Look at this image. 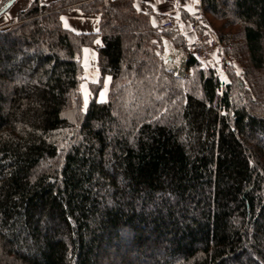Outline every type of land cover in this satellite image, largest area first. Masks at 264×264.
Instances as JSON below:
<instances>
[{"label":"trees","instance_id":"obj_1","mask_svg":"<svg viewBox=\"0 0 264 264\" xmlns=\"http://www.w3.org/2000/svg\"><path fill=\"white\" fill-rule=\"evenodd\" d=\"M86 1L0 27V264H264V0H200L241 66L227 85L188 51L176 72L162 38H186L133 0ZM76 4L97 35L62 27Z\"/></svg>","mask_w":264,"mask_h":264},{"label":"crops","instance_id":"obj_2","mask_svg":"<svg viewBox=\"0 0 264 264\" xmlns=\"http://www.w3.org/2000/svg\"><path fill=\"white\" fill-rule=\"evenodd\" d=\"M6 0H0V4ZM34 0H15L10 9L4 12L0 16V27H6L15 22L16 16L19 12L24 11ZM44 3L52 2L56 0H39ZM93 0H88L90 2ZM200 3V0H133L134 10L143 15L149 17L152 26H156L163 21H172L177 28V35L186 32L189 23L192 21V15L194 13L195 6ZM79 4L69 7L67 10L61 13L60 22L62 27L67 31L75 35H97L99 31L100 18L96 14L83 13L78 7ZM63 17V19H61ZM7 19V20H6ZM202 26L204 27V16L202 14ZM67 25V27H66ZM174 34V37H176ZM183 36V35H181ZM184 37V36H183ZM166 39L167 44L174 48L176 51V45L173 44L175 38L163 37ZM99 41V43H97ZM101 46L99 38H96L91 46H84L81 49V63L85 70L87 78L91 80L98 79L97 69V50ZM87 50V51H85ZM176 54V52H175ZM176 59V58H174ZM170 63V62H169ZM92 77V78H91ZM110 78L105 77L104 83H109ZM99 100H104L105 97L99 93Z\"/></svg>","mask_w":264,"mask_h":264},{"label":"rangeland","instance_id":"obj_3","mask_svg":"<svg viewBox=\"0 0 264 264\" xmlns=\"http://www.w3.org/2000/svg\"><path fill=\"white\" fill-rule=\"evenodd\" d=\"M7 1L8 0L1 3L0 7L3 6ZM56 1H58V0H56ZM40 2H42V1H40ZM52 2H55V1H52ZM52 2H47V3L42 2V3L48 5ZM12 5L10 6V8L12 7ZM214 26L218 27V24L213 23V28L215 29ZM210 28H211V26L209 25L208 28H205V30H206L205 32L211 33V35L218 41V39L212 34V30H211L212 28L211 29ZM174 34H176V33H174ZM180 39H181L180 37H179V39H178V37H176V42L182 45V46L176 45V48H177L176 54L173 55L174 58H176V59L173 58V59H170V61H166V62H168L169 65H171V67L176 68V72L181 71L180 64L186 60V52L189 50L190 42L192 43V41L194 40V37H192V36L188 37L185 39V41L180 40ZM173 44L175 45L174 42H173ZM218 44L221 45L220 49L215 51L209 59L201 61L199 67L203 70H208V69L213 70L215 72V74L218 76V78L220 79L221 83H223V85H227L228 83H231V77L232 76L236 77V79H241L240 78L241 66L236 61H234V60L230 59L228 56H226V54L224 52V48L222 47V44L219 43V41H218ZM185 48H186V50H185ZM80 61H81V58H80ZM81 66H82V63H81ZM257 74L258 75L264 74V71H258ZM97 80L96 79L91 80L90 78H87L86 74H85V70L82 66V75L80 77L79 90H80V93L82 96L83 109H85L88 102L92 98V94H93L92 93L93 92L92 87L98 83ZM104 81H105V78L103 79V82H102L103 85L100 88L99 93L102 94V97H103V95L105 97H103L104 100H102V101L99 100L100 102H103L106 100L107 92H108L109 83H104ZM99 93L97 95V98H99V96H100ZM85 101H87V102L85 103Z\"/></svg>","mask_w":264,"mask_h":264},{"label":"built area","instance_id":"obj_4","mask_svg":"<svg viewBox=\"0 0 264 264\" xmlns=\"http://www.w3.org/2000/svg\"><path fill=\"white\" fill-rule=\"evenodd\" d=\"M202 12L203 8L200 3L195 6L194 13L192 15V21L188 25L186 32L180 33L184 37H194L192 43L190 42L189 54L195 59L204 61L209 59L213 53L220 49L221 45L218 41L211 35V33L205 32V28L202 26ZM162 28L165 30H172L178 32L179 29L172 21H165L162 24ZM204 31V32H203ZM163 51L162 59L164 61H170L175 55V50L173 47L167 44L166 39L162 42Z\"/></svg>","mask_w":264,"mask_h":264},{"label":"water","instance_id":"obj_5","mask_svg":"<svg viewBox=\"0 0 264 264\" xmlns=\"http://www.w3.org/2000/svg\"><path fill=\"white\" fill-rule=\"evenodd\" d=\"M15 2V0H8L5 5L0 9V16L6 12L10 6Z\"/></svg>","mask_w":264,"mask_h":264},{"label":"snow or ice","instance_id":"obj_6","mask_svg":"<svg viewBox=\"0 0 264 264\" xmlns=\"http://www.w3.org/2000/svg\"><path fill=\"white\" fill-rule=\"evenodd\" d=\"M61 19H63V17L61 18ZM66 27H67V25H66ZM97 43H99V41H97ZM85 51H87V50H85ZM87 101H85V103H86Z\"/></svg>","mask_w":264,"mask_h":264}]
</instances>
